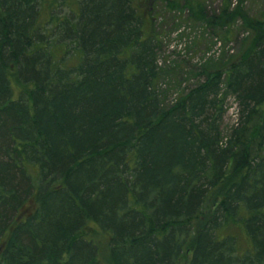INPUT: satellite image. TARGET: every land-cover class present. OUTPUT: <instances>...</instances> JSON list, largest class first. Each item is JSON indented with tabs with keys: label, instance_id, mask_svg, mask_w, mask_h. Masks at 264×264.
Returning <instances> with one entry per match:
<instances>
[{
	"label": "trees",
	"instance_id": "trees-1",
	"mask_svg": "<svg viewBox=\"0 0 264 264\" xmlns=\"http://www.w3.org/2000/svg\"><path fill=\"white\" fill-rule=\"evenodd\" d=\"M9 1L0 0V183L34 208L17 222L0 190V264H264V12L251 17L247 0L211 13L185 0L190 20L239 48L195 67L199 81L165 105L158 83L175 68L158 66L157 39L125 0L85 2L71 29L78 55L62 67L67 85L47 97L46 65L29 56L40 47L28 38L34 11L23 0L6 11ZM6 84L26 92L34 113L6 104ZM227 97L236 120L224 135ZM36 147L43 177L25 158Z\"/></svg>",
	"mask_w": 264,
	"mask_h": 264
},
{
	"label": "rangeland",
	"instance_id": "rangeland-1",
	"mask_svg": "<svg viewBox=\"0 0 264 264\" xmlns=\"http://www.w3.org/2000/svg\"><path fill=\"white\" fill-rule=\"evenodd\" d=\"M47 1L51 2L49 7H47V5H49ZM47 1H45V8L41 0H23V4L21 5L24 9L30 8L34 11L31 19L32 24L28 26V38L32 43L36 42V45L40 47L35 48L33 52L30 51L29 56L35 57L37 61H42L46 65L47 76L44 78V83L47 87L45 90L46 97L50 96V91H52L53 86H57L60 90L67 85V79L64 78L62 67L67 63H72V59L78 55V49L76 48L80 47V44L78 39L75 38L71 32H73L72 30L76 31L80 19L77 15L82 12V8L87 0ZM125 1L128 7L137 9L134 11V14L140 13L139 16L141 17V21L139 24L136 23L137 26H141L143 30L150 33V36L157 39V41L155 40V44L158 46V66L164 70L169 68L168 73L171 69L173 70L175 68L170 77H162L160 83H158L160 100L165 105L180 96L186 88H190L199 81L195 77H190L189 72H193L195 67L205 65L207 68H212L218 64L217 62H222L224 58L228 59L229 56L235 54L239 48V43L233 41L226 44H223L222 41L219 42L221 39L216 35L215 29L212 30L203 23L190 20L186 10L180 9V5H182L185 0H172V2H176V5L179 7L174 11H172L170 6L166 5L165 0ZM197 1L203 2L208 12L211 13L221 6L222 0ZM12 2L13 0L5 5L6 11L12 6ZM46 7L48 9H46ZM245 10L251 17H259L264 12V0H247ZM137 11H139V13ZM130 12L132 13V11ZM233 32H235V36H238L240 39L246 36L245 33H241L238 27H235ZM148 41L153 43L150 39H148ZM59 50H61V54H58ZM124 50L125 47L121 46L117 54V62L121 68V74L124 72L122 68ZM51 51L57 52L56 54L61 56L58 58L59 60L56 65L51 62ZM114 54L116 53L108 52L103 56L113 61ZM83 62L87 64V66L90 62L85 55L83 56ZM16 70L18 78L23 84H35L36 80H26L23 78L24 76H20L17 65ZM35 70L38 73L42 69L38 66ZM42 72L45 73L44 71ZM41 78L43 79V75L39 73L38 82L41 81ZM6 88L10 96L6 104L10 102L17 106L24 105L26 108L30 107L31 112L34 113L33 103L29 106L27 101H25L27 95L24 90H21L18 85L11 87L6 84ZM225 108V115L222 121V132L224 135L228 133L236 120V105L232 97H227ZM13 140L14 142H20V139L16 137H13L12 141ZM4 158L9 160L8 154ZM25 158L30 168L40 171L43 177L44 170L38 147L29 150V152L25 154ZM40 185V191L42 192L47 186V180L41 181ZM0 190L3 197H5V204H12L13 206L14 213L12 217L14 219L17 220V217L21 218L25 216L34 208L33 197H24L22 195H18L17 197L16 190L13 191V193H15V195H13V193L7 192L1 183ZM13 198H15L14 202ZM85 219H87V217ZM4 239L5 236L2 237L0 243H3L2 241H4ZM238 244L240 250H244L247 247V241L244 237L239 239Z\"/></svg>",
	"mask_w": 264,
	"mask_h": 264
},
{
	"label": "bare ground",
	"instance_id": "bare-ground-1",
	"mask_svg": "<svg viewBox=\"0 0 264 264\" xmlns=\"http://www.w3.org/2000/svg\"><path fill=\"white\" fill-rule=\"evenodd\" d=\"M65 69H63V73H64V78H66V74H65ZM2 198L4 199L5 197L2 196Z\"/></svg>",
	"mask_w": 264,
	"mask_h": 264
},
{
	"label": "flooded vegetation",
	"instance_id": "flooded-vegetation-1",
	"mask_svg": "<svg viewBox=\"0 0 264 264\" xmlns=\"http://www.w3.org/2000/svg\"><path fill=\"white\" fill-rule=\"evenodd\" d=\"M24 217V216H23ZM23 217H21V218H18L17 217V222H20L22 219H23Z\"/></svg>",
	"mask_w": 264,
	"mask_h": 264
}]
</instances>
